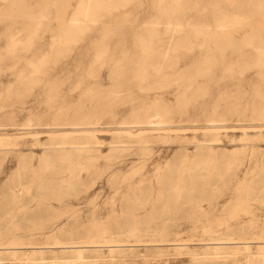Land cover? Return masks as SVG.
<instances>
[{
    "label": "rangeland",
    "instance_id": "374dc122",
    "mask_svg": "<svg viewBox=\"0 0 264 264\" xmlns=\"http://www.w3.org/2000/svg\"><path fill=\"white\" fill-rule=\"evenodd\" d=\"M83 1L0 0V264H264V0H88L71 28ZM167 21L196 30L167 74L118 84ZM143 102L171 128L114 124ZM76 106L100 130L17 125Z\"/></svg>",
    "mask_w": 264,
    "mask_h": 264
},
{
    "label": "bare ground",
    "instance_id": "6f19581e",
    "mask_svg": "<svg viewBox=\"0 0 264 264\" xmlns=\"http://www.w3.org/2000/svg\"><path fill=\"white\" fill-rule=\"evenodd\" d=\"M101 8H102V2L100 0H95L92 3L91 9L93 11H100ZM79 11L83 13L84 16L81 18L77 16L76 17L72 16L70 18L69 27L72 28V26L75 25L74 27L79 29V28H82L83 25L87 23V19L85 17L87 16V13L89 11L88 0H84L83 2H81L77 13H79ZM155 24L156 23H154L153 26H149L143 29V32L139 36L136 37L135 46L137 49H140V50L135 52V57H132V59L130 60H123L121 61L120 64L118 63V61L115 62V71H112L111 75L115 77L116 79H118L119 81H121L118 84H122L123 82L127 84V79L129 77H137L142 82L144 81V79H148V78L155 79V78H160L162 76H165L167 74L166 71L169 68V65H168L169 60H171V56L170 54H168L169 50L167 46L169 47L173 45L175 47L176 46L179 47V46L184 45L186 39L190 38L196 31L192 24L185 25L180 22L176 23L173 21H167L165 22L166 25L163 28H160L159 26ZM164 48L166 49L163 50ZM170 50H173V49H170ZM143 61H145V64L147 62V64L152 66L153 68L149 71H146L145 69L146 66L142 63ZM116 84L117 83H115V85ZM95 98H92L95 104H98L105 100V96L103 95H99L98 97H95ZM80 109H81L80 106L75 107V111L72 115V120H69V117H68L69 115L67 114H54L52 122L40 123L39 122L40 119L38 118L34 119L31 117L29 119H26L25 122L21 124H17V125L22 127L20 129H28V130H36L37 127L46 125V126L57 129L53 131H58L59 130L58 127L60 126H66V125L80 126L83 124H89L90 126H83L84 130H88V131L100 130L98 127L103 124L102 122H99V120L88 122V123L81 122L82 120H85V118H87L86 116L87 113L82 112ZM170 113H171L170 108L165 106L163 102L161 104L154 103L151 106H149L146 102H143V103H140L139 105L133 106L130 109L129 114L126 117L122 118L119 121H116L114 124H118L119 125L118 127L121 130H129L130 128H133V126L137 127V130L170 129L171 121L167 119L170 116ZM222 120L223 119H220V118L218 119V118L210 117L208 118L207 121L209 122L208 125H211L214 127L215 126L214 123L220 122ZM130 124L132 126H129ZM86 231H88L87 236L93 237L101 231V228L98 225L94 229L92 225H89ZM217 244L219 243L217 242Z\"/></svg>",
    "mask_w": 264,
    "mask_h": 264
}]
</instances>
